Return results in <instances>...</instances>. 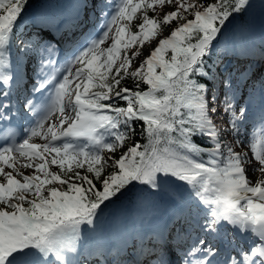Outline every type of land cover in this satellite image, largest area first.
<instances>
[{
    "label": "snow or ice",
    "instance_id": "obj_1",
    "mask_svg": "<svg viewBox=\"0 0 264 264\" xmlns=\"http://www.w3.org/2000/svg\"><path fill=\"white\" fill-rule=\"evenodd\" d=\"M250 2L115 0L109 5L112 11L102 17L103 27L66 57L62 68L57 67L53 46L42 30L35 39L21 41L24 58L37 64L32 93L47 99L39 105L28 99L26 111L39 119L21 140L5 135L0 144V264H70L67 256L78 252L82 226L96 231L105 209L126 191L152 195L172 184L173 178L187 185L189 195L205 209L200 225L204 236L192 239L188 230H180L166 237L162 230L154 231L149 235L152 246L142 254L154 257L157 264H170L164 255L171 244L183 254L182 264H264V178L251 186L246 175L250 169L264 177V135L256 140L251 159L222 140V132L231 133L235 145L242 144L239 123L246 110L236 113L230 76L221 80L223 99L216 85L209 87V80L219 76L215 69L221 43L225 54L236 47L235 38L225 39L228 24L247 11ZM28 3L0 0V96L5 98L15 79L14 34ZM165 3L174 10L163 14L162 20L146 14ZM140 11L145 13L142 23L131 32L122 22L130 23ZM161 24L171 30L146 56L139 50L129 55L133 46L143 47L155 39ZM127 79L135 82V90L121 86ZM8 107L6 99L0 103V121L8 119ZM53 116L58 123L45 127ZM216 116L221 124L227 118L228 127L218 125ZM134 121L143 122L141 136L147 143L129 146L118 158H105V151L114 153L136 134ZM197 136L202 144L194 142ZM34 137L47 142L30 143ZM14 157L29 161L23 167L36 174L23 175ZM49 164L63 175L50 172ZM82 168L83 175L75 171ZM222 225L248 234L251 245L221 255L206 236L219 235Z\"/></svg>",
    "mask_w": 264,
    "mask_h": 264
},
{
    "label": "rangeland",
    "instance_id": "obj_2",
    "mask_svg": "<svg viewBox=\"0 0 264 264\" xmlns=\"http://www.w3.org/2000/svg\"><path fill=\"white\" fill-rule=\"evenodd\" d=\"M108 1H110V0H108ZM36 2L37 3L34 5V7L32 8V10H31V12L29 14H31V16L34 19H37V20L41 21V23L39 25H37L36 27H34L33 30H30L29 32L26 33V36L28 38L32 37L33 39L36 38L35 37V33L38 30H42L43 33H45V34L49 33V31H48V29L46 27L45 28L42 27V26H47V24H46L47 21H49V20H51V21L58 20V21L54 22L55 26H57L59 23H61L59 21H61L62 19H60L58 17L59 16H63L64 14H67V12L69 11L68 7L70 6V1H68V0H37ZM84 5L85 4L83 3L82 4L83 11L85 10V6ZM168 6H169V4L167 5V3H165V5L163 7L157 5V6H155L154 10H155V12L158 15L163 16V14H165V13L170 11L169 9H167ZM86 13L87 12H85L84 15ZM82 14L83 13H80V16ZM102 16H103V14H102ZM79 20L77 22H80ZM257 20H258V23L262 22L259 17H258ZM49 24H51V23H49ZM70 26H71V24H70ZM49 27H50V25H49ZM229 27H231V30H235L236 31V34H237L238 37H242V33L240 32L239 28L235 24L229 23L228 24V28ZM72 28H75V26L73 25ZM168 33L169 32L160 33L150 43H145V45L143 47H140L139 45H137L134 48V51L139 50L143 55L146 56L148 54V52L152 48H154L156 46V43L158 42V40L160 38H163ZM109 45H110V41L106 42V44H104V45H101V47L106 48ZM221 45H223V42L221 43ZM219 48H220V46H219ZM248 52H252V51H248ZM18 60H19V62L21 64L20 66L17 64ZM28 60L32 61V62L34 61L33 58L25 59L23 54L18 58L11 51V62H12V65H13L12 70H16V72H18L17 76H20V74L23 73V71H24V69H25V67L27 65V61ZM234 61H235V59H234ZM139 62L140 61H134L135 64H138ZM230 64H231V62H230ZM228 73H229V75L231 77V80L232 79L239 80V76L231 74L230 71ZM235 76H237V77L235 78ZM256 78H257V76H256ZM257 79L259 80V78H257ZM233 89H235V88H233ZM234 104H235V102H234ZM235 107H236V104H235ZM213 118L220 121L219 116H216V117H213ZM226 120H227V118H225V123H223V124L220 123L221 127H228V125L226 123ZM50 123H58L57 116H53L46 123L45 127H47V124H50ZM223 134H225L224 136L227 137V139H228L227 141L228 142L231 141V143L233 144V147H234L236 152H239L241 154H246L251 159L253 151L250 152V148L253 150V147H252V145L250 143L244 142L238 137V139L242 142V144L240 146H236L234 141H233V137H232L231 133H223ZM46 142H47L46 140H43L40 137H34V138H32L30 140V143H36V144H44ZM125 151H126V149L123 147L122 151H121V154L123 152H125ZM52 155H54V154H52ZM103 156L105 158H107L109 156L114 157V154L105 151L103 153ZM47 158L50 161L51 160V155H48ZM14 159L17 160L16 167L20 170V172L23 175L36 174L34 172V169L23 167V165L28 163L29 161L25 160L22 157H14ZM32 163L35 164V163H37V161H32ZM65 167L67 168V165H65ZM57 168H58L57 166L49 164L48 170L50 172L56 173L57 170H58ZM5 171H8V169L5 168ZM105 172H107V171H105ZM80 173L83 175L82 172H80ZM246 175L250 178V185L251 186H254L255 181L258 178H264V177H261L260 173H258V172L257 173H253L250 169H249V171L246 172ZM0 182H3V177H0ZM55 187L59 188L61 186L57 185ZM139 187H141V186L138 185L137 189ZM144 187H146V186H144ZM187 188H188L187 185H184L183 187H180L178 184H175V182L173 181L172 184L162 187L161 191L157 193V194H159V196H157L155 194L149 195L148 192L146 191V193L148 195L146 196L145 199H143V200L139 199L138 200V205L139 206H130L128 204L124 205V210H125L126 214L123 215L122 214V210L119 208V205L121 204V202L123 201L125 196H127L129 193L133 192V190L132 191H126L125 194L119 198V200H117L114 204H111L107 208V209H110L111 211L115 212L116 229L118 230V232L121 235H123L124 237H126L127 240H130L131 248H129V250H131L132 252H135V251L138 252L139 251L138 247L136 246L137 242H134V238L133 237L135 236L136 232L140 233V231L142 229V226H143V218L146 215V213H148L149 211H153V210H161L163 208H167V210L170 213V215L173 217V219H175V220H173V226L171 228L172 233L173 232L176 233L177 231L182 230L183 227H184V226L182 227L183 223L185 225L186 224H190V223L194 224V228L192 229V233H191V237L193 239L194 232H195L194 230L197 227H200L201 223L204 220L205 209L203 208V206L201 208L199 206L198 207L194 206L193 205V200H192L191 197H188V198L184 197L186 193H189ZM173 194H175L179 198V201L181 199H184V201L178 203L177 200L172 198ZM138 196H140V195H137L136 197H138ZM172 201H174V202H172ZM186 220H189L188 221L189 223ZM185 221H186V223H185ZM97 228H98V225H97ZM97 228H96V231H97ZM82 229H83V233L82 234H83V236L85 238H87L88 236H90V238H91V237H93V235L96 236V231H94V232L91 231L88 226H82ZM92 242H93V244H91V245L93 246V249H95V248L99 249V245H97L94 240ZM146 243H141L140 244V246L143 247L142 248L143 249L142 252H144V248H146V246H145ZM100 244H102V242H100ZM88 245L87 244L84 245L83 248L87 249ZM100 250L102 251V249H100ZM167 251H168V255L171 256V259L175 258L174 250H173L172 247H170V244L167 247ZM120 253H121V251H118V252L115 253V255L113 257L114 261L112 260L113 259L112 257H111L112 261H106V257L104 258V256L101 253H99L98 255H99V257L101 259H104V261L108 262L109 264H119V262H121V264H123V260L126 261V255H121ZM130 256L131 257H135V255L133 253H131ZM70 257H71V255H70ZM83 257L85 258L84 255H83ZM89 258H91V255H90ZM92 258H93V256H92ZM129 262L131 263L132 260H130ZM70 264H72V263H70ZM73 264H83V263H81L80 261H73Z\"/></svg>",
    "mask_w": 264,
    "mask_h": 264
},
{
    "label": "bare ground",
    "instance_id": "obj_3",
    "mask_svg": "<svg viewBox=\"0 0 264 264\" xmlns=\"http://www.w3.org/2000/svg\"><path fill=\"white\" fill-rule=\"evenodd\" d=\"M98 0H88L85 4V8L87 10H90L92 5L97 3ZM262 17L264 18V11L261 13ZM76 30H80L82 24L80 22H77L74 24ZM234 33H232L231 36H234L236 33L235 31H233ZM230 36V37H231ZM257 63L255 62V56H248L246 57L242 68H241V72L237 73V76H239L241 74V80L239 81V83H237V81L235 79H232V84L236 85L238 87L237 90H235V97L237 98V106H236V113L237 115L239 114V111L241 108H244L246 110V117L243 121H241L239 123V131H240V135L239 138L248 141L249 142V138H250V132L252 130L251 125L249 124L251 119H250V115L252 114V109H254V104L257 100V96H258V83H257V78H256V73H257ZM27 70L30 69V66H27L26 68ZM235 76V78L237 77ZM245 91V92H244ZM249 171V170H248ZM252 181V180H251ZM179 186L182 187L185 184L183 182H178ZM137 195H140L138 197H136ZM148 194L146 193V191L144 193H140L138 190H133V192L129 193L127 196H125V198L123 199V201L121 202V204L119 205V208L122 210V214H126L125 211L123 210V207L125 204H128L130 206H139L138 205V200L139 199H145L146 196ZM187 195H189V193H187ZM190 196V195H189ZM136 197V198H135ZM193 199V205L194 206H199L200 204L198 203V201L193 197L190 196ZM167 215V213H166ZM168 218V217H167ZM202 235H204V233L198 229L196 232V237H201ZM206 239L208 240L209 243H211L212 245L214 244V242L217 241V237L216 235H208L206 237ZM231 238L229 237H224L222 242H224V244L229 245L231 243ZM119 244H121L120 240H118ZM164 258L168 259L170 261V258L168 257V254L164 255ZM133 264V263H131ZM178 264H180V262H178Z\"/></svg>",
    "mask_w": 264,
    "mask_h": 264
},
{
    "label": "trees",
    "instance_id": "obj_4",
    "mask_svg": "<svg viewBox=\"0 0 264 264\" xmlns=\"http://www.w3.org/2000/svg\"><path fill=\"white\" fill-rule=\"evenodd\" d=\"M36 1L37 0H29V3H28V6H27V9H30L31 6L34 4H36ZM197 3H208L210 2V0H196ZM33 5V6H34ZM168 5V4H167ZM254 5H264V0H251L250 2V7L254 6ZM248 7L247 11H245L244 13L240 14V15H237L235 16L233 19L234 21H236L241 27L243 30H247L251 27L252 25V21H251V8ZM26 9V10H27ZM167 9H169L170 11H173L174 10V6L173 5H170L167 7ZM169 11V12H170ZM145 13L143 11H140V12H137V14L135 15L134 19L129 23L127 21H124V24H127L128 26V30L131 31V32H136L137 31V28L138 26L142 23V20H143V15ZM146 14L150 17V18H155V19H158V20H162V16L161 15H158L155 10H147ZM171 30V26L170 25H163L161 24V27L160 29L158 30L159 31V34L160 33H165V32H170ZM15 36V39L13 41V46L14 48H16V44H18L20 41L24 40L23 38L20 37V35L18 34V32H16L14 34ZM137 46V45H136ZM136 46H133L132 48H130L128 50V53L129 55H131L132 52H134V48ZM171 53L169 52L168 53V56L170 57ZM167 58V57H166ZM213 58L215 59V55L213 56ZM210 68L212 67V65L209 66ZM215 72H218V69L216 68L215 69ZM211 81V80H209ZM201 82H204L203 80ZM210 85V83H209ZM122 87L124 86H127V87H130V88H133L135 90V82L131 79H127L125 81L122 82L121 84ZM140 88L142 90H147V86L146 85H143L141 84L140 85ZM220 98L222 99V97L220 96ZM120 106H124L123 105V102H121ZM134 126L136 128V134L134 136H131L130 138L126 139L125 142H124V148L127 150V148L129 146H132L134 145L135 143L139 142L141 143L142 145L147 143V139L146 137H143L141 136V125L143 122L141 121H134ZM217 124L219 125V122H217ZM222 140H227L225 137H224V134H222ZM194 139V142L195 143H198V144H202V140L200 137H193ZM118 148L113 154H114V157L118 158L119 155L121 154V151H122V148ZM206 159V157H205ZM65 169H67L65 167ZM76 171H79V172H82L83 174H85V169H75ZM110 169L109 168H105L103 171H109ZM58 174H61L63 175V173L60 172V169H58ZM69 175H71V173H69ZM52 186H57V185H52ZM66 187V186H64Z\"/></svg>",
    "mask_w": 264,
    "mask_h": 264
}]
</instances>
